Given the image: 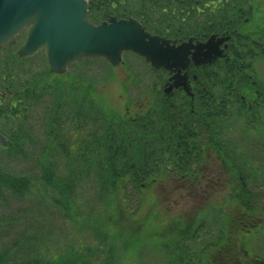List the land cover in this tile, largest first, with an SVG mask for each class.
Returning a JSON list of instances; mask_svg holds the SVG:
<instances>
[{
	"label": "trees",
	"instance_id": "obj_1",
	"mask_svg": "<svg viewBox=\"0 0 264 264\" xmlns=\"http://www.w3.org/2000/svg\"><path fill=\"white\" fill-rule=\"evenodd\" d=\"M89 1L91 20L100 21L108 15L131 16L148 26L153 10L167 14L165 9L171 8L138 0ZM245 6L249 11L253 3L246 0ZM258 9L253 7L255 18L247 22L256 27V21L261 19L258 16L264 14V8ZM221 19L223 16L212 20L214 32L238 25ZM258 26L237 35L228 58L199 68L197 78L233 80L239 93L248 100L251 85L247 75L254 73L253 60L258 57L264 60V23ZM20 39L17 36L0 48V134L7 139V144L0 148V264H133L129 255L139 260L135 264H141L144 255L156 259L153 254L160 256L162 252L164 257L157 258L155 264H222L206 251L218 247L228 256L224 264L237 263L234 230L240 232L238 225L264 214L259 215L261 201L247 185L256 168L251 167L250 173L245 164L234 163L244 157V150L237 144H230L228 150H215L220 159L231 161L232 174L242 177V181L237 179L231 195L232 203L237 202L242 211L230 215V219L219 214L224 224L216 227V236L205 231L207 239L193 240L191 237H198L204 223L191 226L176 215L165 221L164 215L158 214L153 220L152 215L140 214L132 223L127 205L130 191L143 193L146 190L143 187L154 185L153 178L157 176L189 174L192 165L185 161L203 159L210 152L191 148L193 143L186 137L178 148L163 149L159 132L150 134L154 138L147 144L143 116L129 118L111 108L89 78L77 75L60 81V75L51 73L46 64L38 69L26 66L33 56L16 54ZM94 60L108 64L103 59ZM253 104L252 109L245 107L244 112L232 110L231 118L244 120L242 139L255 136L264 149V119L259 113V109L264 111L261 93ZM76 131L81 136L69 147L70 135ZM72 144L76 146L75 152L71 151ZM256 155L264 160L262 152L257 151ZM6 161L14 165L12 169ZM61 163L63 168L59 166ZM89 186L99 203L95 208L80 204V191ZM143 205L144 198L139 196L135 210ZM53 208L72 220L78 233L89 229L95 244L72 241L64 246L65 243L54 238ZM99 208L103 213L94 214ZM77 210L86 211L80 214ZM164 225L167 230L162 232Z\"/></svg>",
	"mask_w": 264,
	"mask_h": 264
},
{
	"label": "flooded vegetation",
	"instance_id": "obj_2",
	"mask_svg": "<svg viewBox=\"0 0 264 264\" xmlns=\"http://www.w3.org/2000/svg\"><path fill=\"white\" fill-rule=\"evenodd\" d=\"M256 1L260 4L256 5ZM138 2L156 5L159 3L171 7L165 9L167 14L161 13L160 10H153L150 26L135 18L150 34L167 39L169 44L175 46L188 40H191L193 44L205 42L212 35L215 38H225L219 45L223 50V56L205 64L195 65L193 61H190L186 69L180 70L181 76L186 74V78L183 79H174L172 78L173 72L163 67L156 69L143 59L151 72L155 73V77L150 79V83L143 91L142 102L127 100L124 111L121 113L129 118L143 116L147 144L153 140L151 137L154 138V135L150 136V134L159 132L162 137L160 147L163 149H176L179 147L178 143L187 138L193 143L191 148L210 153L217 149L228 150L231 141V122L232 119L237 121V117L231 118L230 112L236 109H241V112H244L245 107L252 109L256 97L260 93L264 97V82L254 78L253 73L248 74L251 89H254L252 96H250L251 89L249 90L250 97L249 100H246L244 95L239 93V88L236 87L233 80L199 79L196 71L199 68L211 66L214 61L220 58H228L230 47L235 44L237 35L240 36L241 32L245 31L244 28L249 19L253 17L254 20L255 18L252 13L253 7L260 6L258 10L263 9L264 0H251L253 6L249 7V11L245 6L246 0H138ZM89 3L88 0L87 10L91 22L99 23L103 20L107 21L111 16L115 17V15H108L100 21L91 20ZM99 10L100 8H96V11ZM221 16H223L222 21L238 22V25L232 26V29L228 27L222 32H214L212 20L215 17L219 19ZM262 17L264 14L258 16L259 19ZM261 23L264 22L260 20L256 28H259L258 24ZM210 153H206L203 159L186 160V163L192 165L189 174L157 176V178H153V181L156 182L158 179L161 185L174 183L181 189L182 198L188 197L200 201L195 207H188V210L199 209L211 197H216V199L220 197L218 199L223 201L230 197L231 186L229 187L228 184L231 182L229 173L231 161L219 157L210 159ZM234 163L236 162L234 161ZM219 167L225 169L226 177L219 172ZM241 178L240 175L237 176V179L241 180ZM220 207H214L210 211L224 210ZM183 209L178 208V210ZM218 215L209 217L212 228L224 224V220L220 221ZM261 220L262 218H260ZM255 223L256 220H254V225ZM214 251H218V260L224 264L225 261H222V258H225L226 252L220 248L214 249Z\"/></svg>",
	"mask_w": 264,
	"mask_h": 264
},
{
	"label": "rangeland",
	"instance_id": "obj_3",
	"mask_svg": "<svg viewBox=\"0 0 264 264\" xmlns=\"http://www.w3.org/2000/svg\"><path fill=\"white\" fill-rule=\"evenodd\" d=\"M255 4L258 5L260 3L256 1ZM260 10H262V8ZM260 20L264 22V17H262ZM257 23L258 22L256 21L255 24ZM246 28L249 30L254 29L256 28V25L254 24L251 25L249 23H246V27L244 28L245 31L247 30ZM24 34L25 31H23L19 35V37L21 38L20 42H22L24 38ZM36 54L35 56L33 55V57L30 58V60L27 61L26 66L31 67L33 69H38L44 66V64H46L44 52L39 51ZM84 59L85 58L80 59L79 61L71 64L67 68L66 72L60 75V77H58L59 80L60 81L64 79L66 80L69 79V77L77 78L76 77L77 75L91 79L92 82L95 84L97 93L99 95L102 94L103 96L102 99L107 101V104L111 108L116 109L118 112L124 111L127 100H131V102L135 100L142 102L143 91L146 89L147 84L150 83L149 82L150 79L155 77L154 76L155 73L151 72V69H149V67L146 65L143 59L129 52L124 53L122 55L120 63L115 66L108 65L102 60H94L95 58H86L93 60H84ZM253 68H254L253 77L264 82V60L259 57L258 59L253 60ZM51 77L52 79L56 78L53 76ZM253 89L254 88L250 90V96L253 95ZM259 113L262 115L261 119H264L263 109H259ZM232 120L233 121L231 122V129H230V139H231L230 144L233 145L237 144L239 148H241V150H244L242 151V155L244 157L235 160V162L236 164H241V165L245 164V170L250 171V173H252L251 170L252 168H256V170H253L255 171V173H253L254 176H252V180L248 181L247 185L249 186L250 189H252V191H254L253 193L256 192L255 197L261 201V206L259 207L260 210L259 215H260L261 212L264 213V211H261L264 210V160L261 159L260 157L257 158L256 152L259 151L260 154L261 152L262 154H264V149L262 148V146L259 145L258 141L255 139V136H251L250 138L246 136V139H242L240 137V133L242 132V128L244 127V120H241V122L235 121L234 119ZM80 136H81L80 131L73 132L70 135L69 147L71 143H74L75 140ZM75 148L76 146L72 144L71 151L75 152ZM209 156L210 159L218 158V155L215 153V151L211 152ZM4 163L7 164L8 168L11 169L12 166H14L7 161ZM59 166L60 168H63L62 163ZM229 169H230L229 173L231 175V182L228 184L229 187L231 186L230 197L225 200L223 199V201L222 199H218L220 197H218L217 199L216 197H211L208 199V201L204 202L199 209L196 210H188V207L191 206L195 207L197 204H199L198 202L200 201L194 198H188V197L182 198L181 189L176 187L175 186L176 184L174 183L171 185L169 183H164L163 185H161V183L157 179L156 182H153L154 185H151L149 188L143 187V189L144 188L146 189L144 190L143 193L142 191L139 190L130 191L129 192L130 197L127 201V205L132 216V223H135V221L140 217V214L147 216L152 215L153 220H155L154 217L158 216V214L161 216L164 215L165 221H167L169 216L176 215L178 216L177 218L179 220H181L182 222H189L191 226L195 224V226L197 227L199 222L204 223L203 225L204 228L198 233V237L195 238L191 237L193 240H196L197 238L199 242H202L203 239H207V237H205L206 236V234L204 233L205 231H207L213 236H216L217 235L216 227L212 228L209 225L207 217L212 218L213 215L222 214V215H226L227 219H230V215L234 216L236 214H240V212L242 211L237 202L232 203L231 201L232 200L231 195L233 193L232 190L233 188L237 187L238 182H236L237 175L232 174L233 169L231 168ZM219 172H221V174H224L225 177L227 176L225 169H223L222 167H219ZM80 195H81L80 198L81 205L84 204L86 207L92 205L95 208L96 205L99 204L98 201L95 200V197H93V190L91 186H89L88 188L82 187V190L80 191ZM139 196H142L144 198L145 205H143L140 210L136 211L135 208L137 204V198H139ZM25 203L26 202H24V204ZM214 207H220L223 208L224 210L210 211ZM178 208L179 209L184 208V209L178 210ZM111 210H109L110 215H112ZM77 211L80 214H82L86 210H77ZM162 211H164V213ZM71 212H74V210H71ZM98 213L99 214L103 213L102 208L97 209L96 213L94 214H98ZM121 217H124L123 214L121 215ZM51 218H52L51 223H53V230H54V235L52 236H54V238H57V240H60L63 243H65L64 246L69 245L72 241L90 243L91 245L95 244V241L92 239V235L89 229L85 228L84 230L79 231L78 233L76 230L78 226L74 224L72 220L64 218L61 215L60 210L53 208V210L51 211ZM255 218H251L250 222L246 221L244 218L246 222L237 226V229H240V232L234 230V233L232 234L233 237L232 240H235L237 243V246L233 248L234 253L237 256L236 257L237 263L235 264H264V214L261 217L262 218L261 221H260V217L257 216ZM252 219L256 220L255 225L258 223L256 226L251 225V223L254 222V220ZM177 226L179 227V221H177ZM160 230H162V232L166 231L167 226L164 225V228ZM150 231L153 232L155 230H150ZM207 243L208 242H204V244ZM197 248L199 247H194V249ZM214 249L216 248H208L206 251L207 253H210L211 258L213 255L216 261H218V256H217L218 252L214 251ZM153 256L156 259L158 258L159 260H161L164 257V253L162 252L160 256H158L157 253H154ZM225 257L226 258L224 259L222 258V261L228 259L227 258L228 256ZM129 259L133 264L138 263L139 261L138 259H135L134 255H129ZM156 259H154L152 255H148V256L144 255L141 258V261H143L141 264H155L157 262ZM209 263L211 264V262Z\"/></svg>",
	"mask_w": 264,
	"mask_h": 264
},
{
	"label": "water",
	"instance_id": "obj_4",
	"mask_svg": "<svg viewBox=\"0 0 264 264\" xmlns=\"http://www.w3.org/2000/svg\"><path fill=\"white\" fill-rule=\"evenodd\" d=\"M87 5L88 0H0V48L26 30L17 55L32 56L43 50L47 66L55 74L65 73L82 58H104L117 65L123 52L131 51L156 69L173 72L174 79L186 78L180 70L190 61L211 63L223 55L219 45L225 38L212 35L205 42L188 40L175 46L150 34L132 17L111 16L95 24L88 18ZM6 144L0 134V147Z\"/></svg>",
	"mask_w": 264,
	"mask_h": 264
}]
</instances>
